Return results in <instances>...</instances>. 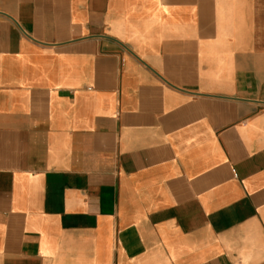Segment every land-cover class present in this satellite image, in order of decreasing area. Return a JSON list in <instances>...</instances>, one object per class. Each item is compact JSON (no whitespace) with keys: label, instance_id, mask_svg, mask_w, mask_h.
<instances>
[{"label":"crops","instance_id":"0c3cea01","mask_svg":"<svg viewBox=\"0 0 264 264\" xmlns=\"http://www.w3.org/2000/svg\"><path fill=\"white\" fill-rule=\"evenodd\" d=\"M0 264H264V0H0Z\"/></svg>","mask_w":264,"mask_h":264}]
</instances>
